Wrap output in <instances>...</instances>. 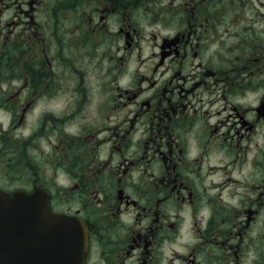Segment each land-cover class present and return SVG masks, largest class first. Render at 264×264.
<instances>
[{"label": "flooded vegetation", "instance_id": "flooded-vegetation-1", "mask_svg": "<svg viewBox=\"0 0 264 264\" xmlns=\"http://www.w3.org/2000/svg\"><path fill=\"white\" fill-rule=\"evenodd\" d=\"M215 1L0 0V190L85 264H264V0Z\"/></svg>", "mask_w": 264, "mask_h": 264}, {"label": "water", "instance_id": "water-1", "mask_svg": "<svg viewBox=\"0 0 264 264\" xmlns=\"http://www.w3.org/2000/svg\"><path fill=\"white\" fill-rule=\"evenodd\" d=\"M87 249L84 223L52 213L42 189L0 191V264H84Z\"/></svg>", "mask_w": 264, "mask_h": 264}, {"label": "rangeland", "instance_id": "rangeland-1", "mask_svg": "<svg viewBox=\"0 0 264 264\" xmlns=\"http://www.w3.org/2000/svg\"><path fill=\"white\" fill-rule=\"evenodd\" d=\"M211 2L213 3V0H211ZM214 4H217V0L215 1ZM226 15H227V13H226ZM93 76H94V75H93ZM93 76L87 74V76L85 77V83H86L87 85H93V84L95 83V79H94ZM0 120H1V119H0ZM256 143H258V140L254 139V140L252 141L251 145L248 143V145H245V146L243 147L244 150L251 151V153L248 154V157H247V159H246V161H245L244 164H246V165H249V164H250V160H252V155L254 154L253 151H255V149L258 148L257 145H256ZM255 147H256V148H255ZM251 148H252V150H251ZM5 171H6V170H5ZM236 175H237V174H236ZM237 176H238V175H237Z\"/></svg>", "mask_w": 264, "mask_h": 264}]
</instances>
